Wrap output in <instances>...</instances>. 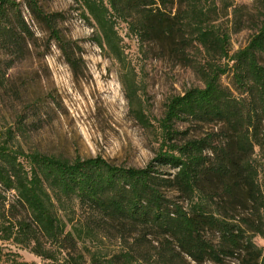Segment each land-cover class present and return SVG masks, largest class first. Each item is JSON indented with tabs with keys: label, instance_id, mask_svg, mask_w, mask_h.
I'll use <instances>...</instances> for the list:
<instances>
[{
	"label": "trees",
	"instance_id": "16d2710c",
	"mask_svg": "<svg viewBox=\"0 0 264 264\" xmlns=\"http://www.w3.org/2000/svg\"><path fill=\"white\" fill-rule=\"evenodd\" d=\"M75 1L101 30V48L117 47L113 25L124 20L142 42L154 40L195 59L203 86L166 105L155 161L175 169L167 176L153 164L124 167L101 157L26 151L18 140L24 115L16 114L0 132V241L29 248L45 264H264V248L253 240L264 236V10L247 44L231 52L229 29L216 22L215 0ZM25 2L74 67L72 41L57 27L61 13L46 12L38 0ZM19 5L0 0V49L6 53H20L31 35ZM240 9L232 8L234 31L243 21ZM229 73L231 86L221 81ZM7 84L0 73V89ZM178 120L213 128L186 138L174 127ZM168 190L186 204L169 199ZM74 205L88 207V218L74 220ZM105 227L115 229L118 250L93 252L88 262L82 253L71 255L78 241Z\"/></svg>",
	"mask_w": 264,
	"mask_h": 264
},
{
	"label": "rangeland",
	"instance_id": "374dc122",
	"mask_svg": "<svg viewBox=\"0 0 264 264\" xmlns=\"http://www.w3.org/2000/svg\"><path fill=\"white\" fill-rule=\"evenodd\" d=\"M17 1L31 35L24 36L20 53L0 49V73L8 79V87L0 89V132L23 113L25 125L18 140L26 151L69 159L101 157L124 167L153 164L159 174H172L175 169L155 161L162 142L160 122L172 97L203 86L192 67L195 59L175 55L154 40L142 42L124 20L113 25L117 47L101 48L96 42L101 30L91 17H84L80 3L38 0L46 12L61 13L57 27L72 41L75 64L71 67L47 28L32 18L25 0ZM227 3L232 5L223 9ZM215 5L216 22L229 29L231 52L245 46L263 19L264 0H215ZM234 6L241 7L243 16L237 31L233 30ZM189 56L202 57L194 49H189ZM230 80V73L221 77L225 85L231 86ZM174 127L184 131L181 135L186 138L202 137L213 128L210 123L187 120L176 121ZM6 194L13 199V192ZM166 195L186 204L174 190ZM74 209V220L88 218V207L74 205ZM253 240L264 248V236ZM0 246V264H45L29 248L12 241H0ZM119 246L115 229L105 227L78 241L70 253H82L88 262L93 252L110 256Z\"/></svg>",
	"mask_w": 264,
	"mask_h": 264
}]
</instances>
